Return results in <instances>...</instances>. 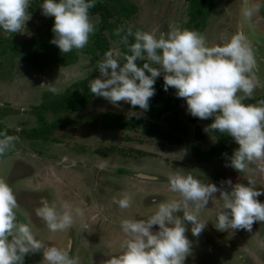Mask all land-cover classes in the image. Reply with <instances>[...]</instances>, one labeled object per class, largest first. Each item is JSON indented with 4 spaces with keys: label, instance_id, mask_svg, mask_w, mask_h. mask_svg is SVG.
I'll list each match as a JSON object with an SVG mask.
<instances>
[{
    "label": "rangeland",
    "instance_id": "rangeland-1",
    "mask_svg": "<svg viewBox=\"0 0 264 264\" xmlns=\"http://www.w3.org/2000/svg\"><path fill=\"white\" fill-rule=\"evenodd\" d=\"M108 1L114 3V7H110V12L113 14L111 20L116 19L115 29L123 28L125 34L127 28L131 26L133 32L139 29L159 37L162 31H167L172 20L177 25L178 23L183 25L188 18L186 0ZM39 3L41 4L42 0H39ZM224 7H226L225 17ZM99 9L104 10L102 7ZM242 10L241 0H218L215 3L209 22L214 17L216 19L211 22V26H206L208 29L206 32L201 33L205 37L207 46L220 44L230 39L236 32L243 31ZM27 14L29 19L16 37L19 46L15 52L8 49L1 58L3 67L0 69L2 70L0 71V108L8 111L0 121L5 122L6 126L16 128L31 127L38 122L33 105L40 103L42 92L50 90L53 95L62 93L74 82L89 77L98 69L97 64L103 59V56L91 51L93 44L90 36L94 31L89 35L88 43L83 48L74 49L78 56L76 61L64 58V53L59 50L50 55L51 52L42 55L45 33L46 38H53L51 31L53 18L42 15L40 5L35 7V11L28 8ZM102 17L103 15L98 11L89 13V20L94 30ZM104 33L109 39L108 51L111 50L114 58L120 60V51L126 46L117 41L115 37L117 35L112 34L109 29H105ZM33 38L35 44L32 46L20 44L22 41H32ZM128 39L134 42V37L129 36ZM253 54L257 65V70H253V76L260 81L264 78V62L261 61V58H264V48L254 50ZM36 55H40L41 60L48 61L42 69L27 61L29 57ZM57 59H60V62ZM136 63L138 66L143 65L141 60H137ZM173 95L175 96V91ZM175 100L179 101L176 103H180L177 113L175 112L176 116L184 120L187 111L183 108L186 106H182L181 100L176 96ZM7 102L11 106L9 104L6 106ZM126 105L127 103L123 101L112 105L101 97H95L81 111L63 113L61 117L85 121L108 109L120 111L122 106L126 107ZM54 117L57 116L52 113L47 115L48 121ZM183 126L185 128H181L182 131L189 128L184 123ZM124 134L130 139L123 138ZM188 137L191 142H195L193 136L185 135L184 139H189ZM210 137L213 143H209V146L205 145L206 142L199 143L195 152L202 153L201 151L209 148L210 145L216 144L217 137ZM109 140L111 143L114 141L113 144L117 145L118 149L108 156L98 154L95 151L97 145H104ZM140 149H143L142 153ZM5 154L23 156L29 160V164L25 162L19 164L23 171L30 172L33 167L38 168L37 173H28L27 178H25L26 174L21 178L17 174V168L14 166L8 168L3 156L0 158V180H4L11 187L17 199L18 207L14 210L17 222L28 224L37 240L48 246L67 250L76 264H104L110 255L120 253L121 244L127 239L120 227L122 220L147 219L155 213L159 203L174 198L180 200V194L171 191L169 187L167 182L169 175L191 174L202 184L211 182L218 187L229 176L226 175L227 161L224 155H221L219 161L215 163L219 175H214V169L211 170L210 167L212 164L193 159L196 158L193 148L189 149L188 145L183 143L171 144L166 140L153 138L140 130L82 131L74 140L65 138L61 143L52 141L31 143L15 140L3 155ZM119 168L126 171L118 172ZM233 171L246 177L240 181L236 179L235 182L247 184L251 179L255 188L264 191L260 172L253 173L252 165H246L242 172L234 169ZM230 173L233 174L232 170ZM141 174L156 178L147 179L141 177ZM234 178L238 177L234 175ZM225 189L230 190L227 186ZM124 194L131 199L129 207L122 209L113 201L121 199ZM214 195L206 208L196 212L189 203L186 209L195 214L198 221L205 223L206 226L198 237H194L190 231L191 223L186 222L190 253L186 256L184 264H264V221L254 222L250 232L231 229L218 231L215 228V215L221 210L223 201L219 199V193ZM41 197L46 198L50 203H55L58 209L62 204L67 203L73 210L72 225L63 231H50L35 215ZM258 199L264 203V195ZM76 209H80L82 214L77 215ZM177 215L182 216V212ZM153 230H156V226ZM256 233L259 234V238ZM24 264H47V262L43 260L42 252L38 251L27 254L24 257Z\"/></svg>",
    "mask_w": 264,
    "mask_h": 264
},
{
    "label": "clouds",
    "instance_id": "clouds-1",
    "mask_svg": "<svg viewBox=\"0 0 264 264\" xmlns=\"http://www.w3.org/2000/svg\"><path fill=\"white\" fill-rule=\"evenodd\" d=\"M94 3L95 0H42V15L53 18V38L49 42L61 53L81 49L87 44L94 31L89 20V10ZM28 7L29 0H0V30L19 32L29 19ZM262 8L264 0H248L242 16L246 21L255 17L259 23L264 21L258 14ZM121 31L124 29H115L114 35L120 36ZM129 36L134 37L131 44ZM121 43L130 54H124L121 64L111 50L104 53L97 64L99 78L89 84L93 96L112 105L123 101L147 112L149 100L155 94L156 78L162 76L163 90L175 89V96L186 102L189 115L201 120L212 118L205 132L227 133L238 145L230 156L222 154L226 157V167L242 172L247 164L264 161V100L256 104L243 103L254 90L253 70L256 66L252 48L243 32H236L230 39L209 47L202 34L175 24L169 25L159 37L139 29L133 32L129 26ZM145 58L147 62L138 66L136 61ZM238 92L243 95H237ZM16 139L0 133V155L9 150ZM258 167L264 172V163ZM167 182L181 199L159 203L155 213L147 219L122 220L120 227L127 239L121 244L120 253L110 255L104 264H184L190 253V241L185 235L188 231L186 222L191 223L190 231L194 237H198L206 226L186 209L189 203L196 212L206 208L216 193L223 201L216 215L218 231L250 232L254 222L264 221V203L257 199L264 191L255 188L251 179L247 184H233L227 179L218 187L211 182L202 184L191 174L176 173L169 175ZM130 199L124 194L113 202L124 209L129 207ZM17 207L11 187L0 180V264H24L27 254L38 251L42 252L47 264H76L67 250L37 240L28 224L17 222L14 211ZM72 211L67 203L58 209L55 203L41 197L35 215L55 232L72 225ZM75 211L77 215L82 214L80 209ZM180 212L182 216L177 215Z\"/></svg>",
    "mask_w": 264,
    "mask_h": 264
},
{
    "label": "trees",
    "instance_id": "trees-1",
    "mask_svg": "<svg viewBox=\"0 0 264 264\" xmlns=\"http://www.w3.org/2000/svg\"><path fill=\"white\" fill-rule=\"evenodd\" d=\"M112 1V0H111ZM121 1V0H116ZM198 1H205V0H197ZM103 3V4H101ZM40 3L38 0H30L29 1V7L30 9L35 11V7L39 6ZM100 7H102L104 10H101L100 13L103 15V17L100 19V23L95 27L96 30H94V33L91 34L90 40L92 41L93 47L91 49L92 52H95L96 54H99L100 56H104V53L108 51V45H109V39L107 35H105V29H109L112 34H114L113 29L115 30V22L111 20L113 17V14L110 12V7H114V3L109 2L108 0H95L94 6L89 10V13H91L94 10H98ZM207 6L206 3L204 6L201 7L197 6V9H193V16L198 17L199 24H202V18L206 15ZM131 15V14H130ZM99 27V28H97ZM18 35L17 33H7L3 30H0V69L3 67L1 58L7 53L8 49L11 52H15L16 48L19 46V43L16 42V37ZM125 33L121 31L120 36H115L116 40L121 42V37H123ZM45 39L42 41L43 51L42 55L47 53H56L58 52V48L51 44L49 41L51 39L46 38V33L44 35ZM129 44L133 43L131 40H129ZM88 43V42H87ZM22 45H28L32 46L35 44V38L32 39V41H22L20 42ZM52 48V49H51ZM50 49V50H49ZM60 51V50H59ZM121 56L120 60H118L121 64L124 63L123 56L125 53H128L127 47H124L121 49ZM20 54V53H19ZM17 54V55H19ZM53 56V55H52ZM66 59H73L74 61L77 60L78 56L75 54L74 49L71 52L64 53L63 55ZM28 62L33 64L34 66H38V68H43L48 61L41 60L40 55L31 56L28 58ZM58 61L60 59H57ZM141 60V63L147 62L145 59H138V61ZM60 62V61H59ZM58 62V63H59ZM14 63V61H13ZM26 65V64H23ZM27 66V65H26ZM26 68V67H25ZM2 71V70H0ZM95 77H99V71L96 69L89 77L85 79H80L76 82H74L71 86H69L65 91L62 93H59L57 95H53L50 90L42 92L41 101L38 104L33 105L34 111L36 114V120L38 121L36 124H34L31 127L24 126L21 128L6 126L5 122L0 121V133H6L7 135H11L16 137V140H25L33 142H57L61 143L65 138L68 140H74L78 133L80 132H86V131H106V132H124L126 131H137L140 130L144 134H147L153 138L159 139V140H166L167 142L171 144H179L181 141H184L185 138V132L182 131L181 128H185L183 126V123L178 120V118L174 115L169 114L168 110L171 109V99L166 98L165 94L172 90L171 87H169L168 91L163 90V77H157L154 87H155V94L152 98L149 100V109L147 112H144L143 110H140L138 107L133 108L129 104L126 105V107L122 106V110L116 111L108 109L104 113L89 117L85 121H82V119H64L62 118L63 113H71V112H77L81 111L83 108L87 107L96 96H93L92 93L89 90V84L90 81L95 79ZM9 104V102L6 103V106ZM9 106H11L9 104ZM8 110L5 108H0V118L4 117L5 114H7ZM50 113L54 114L57 117H54L51 121H48L47 115ZM194 118V117H192ZM210 123L212 122V118L208 119ZM198 132L203 130L202 126H198L196 128ZM215 137H217L216 144L211 146L207 151H201L202 153L195 152L197 150V147L193 144L189 143L187 141V145L189 149L193 148V152L196 154V158L193 157V159H197L199 162H208L212 165H210L211 170L214 169V175H219V172L217 171V168L215 166V163H217L219 160V157L222 154H225L229 149V143L231 141V137L227 133H220V132H213ZM123 138H126V140H129L130 137H128L126 134ZM122 138V139H123ZM189 138V137H188ZM187 140V138H186ZM142 143V141H140ZM114 141L111 143V140L104 143V145H97L96 152L98 154L108 156L109 153H113L115 150L118 149V146L113 144ZM121 147H123L121 145ZM137 150V149H136ZM140 153H142L143 149H140ZM139 151V150H137ZM5 159V161L8 163L9 167H15L18 171V176L21 178H24L25 174L26 177L28 176V173H37L38 168L26 172L23 171L19 164L22 162L30 163L28 162L25 157L18 156V155H0V158ZM231 168L226 167V175H229L226 177L227 179L233 180L232 183L235 184L238 181H240L243 177L234 178V171H232L231 174ZM118 172H125L126 170L123 168L117 169ZM246 179V178H244ZM259 198V197H258ZM257 198V199H258ZM259 200V199H258ZM261 202V201H260Z\"/></svg>",
    "mask_w": 264,
    "mask_h": 264
},
{
    "label": "flooded vegetation",
    "instance_id": "flooded-vegetation-1",
    "mask_svg": "<svg viewBox=\"0 0 264 264\" xmlns=\"http://www.w3.org/2000/svg\"><path fill=\"white\" fill-rule=\"evenodd\" d=\"M39 1V0H38ZM187 1V5H188V9H187V12L186 14H188V18H187V21H185V23L183 25H178L175 23L174 20L171 21L170 25L172 24H176L177 26H179L180 28L182 29H189V30H193V31H197L199 32L200 34L201 33H204L206 32L208 29L207 27L208 26H211V22L213 21L214 22V19H216V17L212 18L213 20H210V17L212 16L213 14V11H214V6H215V3L218 1V0H205V1H198V5H197V0H186ZM206 3V6H207V11H206V15L202 18V24H199L200 22H198V17H194L193 16V9H197V6H199V4L202 6H204ZM226 7L223 8V15L226 13H224ZM263 10V9H262ZM94 11H98L99 14H100V11L101 9H98V10H94ZM225 17V15H224ZM221 21V20H220ZM219 21V22H220ZM217 22V21H216ZM169 26V25H168ZM207 26V27H206ZM163 32V31H162ZM247 39L248 41H252V37L251 36H247ZM263 60V61H262ZM261 61L264 62V58H261ZM255 70H257V65L255 66L254 68ZM254 84H255V87H254V90L252 92V94L250 96H247L245 97V99L243 100V103L245 104H256L258 101L260 100H264V78H262L260 81L257 80L256 77H254ZM173 91H175V89L172 88L171 91L167 92L165 94V99L166 98H169L171 99V109L168 110L169 114L171 115H174L176 116V113L178 111V107L180 106L179 104L180 103H176V102H179V101H176L175 100V96L173 95ZM237 95H243V93H240L238 92ZM181 100V104L182 106H186V104H183L185 101L182 99V98H178ZM178 104V106H177ZM183 109H186L183 108ZM176 112V113H175ZM177 117V116H176ZM179 121H181L182 123H184L185 125H188L186 127H189V128H186V130L184 131L185 132V135L187 136H193L194 137V141L195 142H191L190 138L189 139H184V141H181L179 144H184V145H187V141H189V143L193 144L194 146H196L197 144L200 145V144H203L205 143V145H208L209 146V143H213L210 136H212V138L215 137V135H212V132L210 131V134L208 132H205L204 129L206 126L210 125V121L208 119L206 120H201V119H198V118H192L191 115H189L187 113V116L186 118L183 120V119H180L179 117H177ZM206 122H208V124H206ZM189 123L190 125H192V128H190V125L187 124ZM198 126H202L203 127V130H201L200 132H198L196 130V128ZM199 138V140H197ZM196 139V140H195ZM210 140V142L208 141ZM200 143V144H199ZM214 144L210 145L213 146ZM236 143L235 141L231 138V141L229 143V149L228 151L225 153V154H232L233 150L236 149L238 146H235ZM202 147V146H201ZM209 147V148H210ZM209 148L205 149L204 151H207ZM203 151V152H204ZM261 163H264V161H256V162H253V163H249L247 165H252V170H253V173H259L261 175L260 177V180L262 182H264V172L260 171L258 165L261 164ZM232 169V168H231ZM233 171V169H232ZM236 176L238 177H243V178H246L245 176H241V175H238L236 173H234ZM258 227V226H256ZM188 229V228H187ZM188 233V232H187ZM185 233V235L187 234ZM256 236L257 238H259V234L256 233Z\"/></svg>",
    "mask_w": 264,
    "mask_h": 264
},
{
    "label": "water",
    "instance_id": "water-1",
    "mask_svg": "<svg viewBox=\"0 0 264 264\" xmlns=\"http://www.w3.org/2000/svg\"><path fill=\"white\" fill-rule=\"evenodd\" d=\"M241 5L243 6V8H245L246 6H248V0H241ZM263 10H261L258 14L262 17H264V8H262ZM242 32L247 36H251L252 37V41H248L252 51L256 50V49H262L264 48V21H261L259 23H257L255 21V17H253L252 21H246L243 17H242ZM248 40V39H247ZM141 177L144 178H153L155 179L156 177L150 176V175H146V174H141Z\"/></svg>",
    "mask_w": 264,
    "mask_h": 264
},
{
    "label": "bare ground",
    "instance_id": "bare-ground-1",
    "mask_svg": "<svg viewBox=\"0 0 264 264\" xmlns=\"http://www.w3.org/2000/svg\"><path fill=\"white\" fill-rule=\"evenodd\" d=\"M10 101V100H9ZM175 199V198H174ZM208 208V207H207ZM213 211V210H212ZM214 213H212V215H213ZM216 216V215H215Z\"/></svg>",
    "mask_w": 264,
    "mask_h": 264
}]
</instances>
